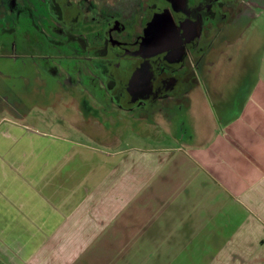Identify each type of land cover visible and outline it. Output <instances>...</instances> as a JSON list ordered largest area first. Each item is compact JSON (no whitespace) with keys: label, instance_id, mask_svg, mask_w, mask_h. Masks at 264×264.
Returning a JSON list of instances; mask_svg holds the SVG:
<instances>
[{"label":"crops","instance_id":"1","mask_svg":"<svg viewBox=\"0 0 264 264\" xmlns=\"http://www.w3.org/2000/svg\"><path fill=\"white\" fill-rule=\"evenodd\" d=\"M255 62L241 66L244 77L206 76L163 111L162 130L176 131L177 123L187 144L81 151L7 126L0 133V262L77 264L98 237L118 230L114 244L122 234L130 246L156 235L185 247L203 235L202 244L218 246L215 264H264V47Z\"/></svg>","mask_w":264,"mask_h":264},{"label":"flooded vegetation","instance_id":"2","mask_svg":"<svg viewBox=\"0 0 264 264\" xmlns=\"http://www.w3.org/2000/svg\"><path fill=\"white\" fill-rule=\"evenodd\" d=\"M258 8L264 0H0V57L16 45L21 82L36 87L63 70L65 84L95 86L99 99L153 117L195 90L217 40ZM12 92L0 103L22 111L26 99Z\"/></svg>","mask_w":264,"mask_h":264},{"label":"rangeland","instance_id":"3","mask_svg":"<svg viewBox=\"0 0 264 264\" xmlns=\"http://www.w3.org/2000/svg\"><path fill=\"white\" fill-rule=\"evenodd\" d=\"M261 8L256 10L255 17L249 16L246 19L243 30L230 31L228 41L217 40V48L202 60L209 61L208 64L202 65V79L211 73L214 79L219 80L224 78L226 72L229 77H236L234 72L236 75L242 72L241 66H244L245 61L259 60L264 47V10ZM5 44L10 46L11 41L8 40ZM252 49L255 54L249 59L245 58ZM8 50L11 52L7 57H0V65L5 67L0 69V80L9 84L10 88L3 90V86H0V93L18 92L26 100L25 105L18 106L22 111L11 109L5 102L0 103V133L11 125L14 126L15 132L29 128L34 131L32 134L39 138L38 142L63 141L74 144L81 151L91 146L105 151L126 149L141 153L154 148L187 144L181 142L183 128L178 129L177 123L174 125L176 131L175 127L170 126L167 131H163L165 129L161 119L164 112H169V107L165 108L164 112L160 110L153 117L147 118L144 114L128 113L115 106L108 98L99 99V90L95 86L83 84L81 81L65 84L63 70L35 87V84L20 81L18 65H13L14 61L21 63L16 57V45ZM254 70L255 67L249 72L253 73ZM172 119H175L174 122L177 120ZM186 124L189 133L185 134V141L190 138L192 131L191 126ZM170 130L173 131L172 135ZM2 140H5V137H2ZM10 140L14 139L9 138L8 141ZM46 154L48 155L47 152ZM138 208L142 209L138 214L144 212L143 206ZM116 231L118 230L105 237H98L77 264H215L213 257L218 246L208 242L202 244L208 241L203 235H194L190 244L185 247L180 244L166 245V242L156 235L152 239H131L130 242L137 245L130 246L127 244L128 238H123V234L121 238H117V244H114L112 235L115 237ZM135 231L137 235L141 233L135 228L132 235ZM154 233L159 234V231ZM175 240L177 242V238Z\"/></svg>","mask_w":264,"mask_h":264},{"label":"water","instance_id":"4","mask_svg":"<svg viewBox=\"0 0 264 264\" xmlns=\"http://www.w3.org/2000/svg\"><path fill=\"white\" fill-rule=\"evenodd\" d=\"M156 25V24H155ZM153 29H154V27H153ZM171 30V29H170ZM171 32H172V30H171ZM172 34V33H171Z\"/></svg>","mask_w":264,"mask_h":264}]
</instances>
